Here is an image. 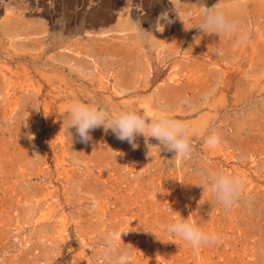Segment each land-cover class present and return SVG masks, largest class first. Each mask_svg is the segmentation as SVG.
I'll return each instance as SVG.
<instances>
[{
    "label": "rangeland",
    "instance_id": "1",
    "mask_svg": "<svg viewBox=\"0 0 264 264\" xmlns=\"http://www.w3.org/2000/svg\"><path fill=\"white\" fill-rule=\"evenodd\" d=\"M200 1L0 0V264H117L121 250L130 264H264V80L221 100L215 68L254 42L252 79L264 61V21L249 3L233 20L237 32L199 53L191 40L202 33ZM187 25L196 28L183 34ZM164 27L171 47L151 43L148 58L144 32L157 41ZM89 99L113 115L164 112L187 128L189 153L174 158L143 135L134 149L103 126L87 143L72 128V139L63 118ZM211 131L215 148L204 144ZM210 170L244 179L230 210L204 191ZM175 219L218 242L193 248L167 231Z\"/></svg>",
    "mask_w": 264,
    "mask_h": 264
},
{
    "label": "clouds",
    "instance_id": "2",
    "mask_svg": "<svg viewBox=\"0 0 264 264\" xmlns=\"http://www.w3.org/2000/svg\"><path fill=\"white\" fill-rule=\"evenodd\" d=\"M220 9L221 0H218V3L212 7L205 6L202 12V20L196 27L204 34H217L220 40H223L226 37H232L237 32L238 24L229 20ZM245 39L246 37H241L236 43L241 44ZM135 103L139 107L143 101L137 99ZM32 108L39 111L36 106ZM146 110L143 109V111ZM64 124H67L72 139L71 129L75 128L76 134L84 143L92 140L90 134L92 130L103 126L105 132L110 129L119 140L128 142L134 149L137 147L135 142L137 136L143 135L146 142L155 138L158 141L157 145H160L163 150L175 153L174 158L183 157L190 151L187 128L164 112L146 118L134 110L125 109L113 115L93 106L89 99L84 102H74L66 118H63ZM28 138L34 139V136L30 134ZM220 142V137L215 131L209 132L204 138V144L209 148H215ZM244 185V179L239 176H229L222 171L210 170L207 173V183L202 186L204 191L212 192L216 201L222 204L226 210H230L244 192ZM167 231L180 237L193 248L215 244L219 240L217 234L202 231L188 219H175L168 224ZM121 234L116 232L109 235L106 241L109 250L116 248L119 243L117 237ZM130 261L131 254L121 250L117 264H130Z\"/></svg>",
    "mask_w": 264,
    "mask_h": 264
},
{
    "label": "bare ground",
    "instance_id": "3",
    "mask_svg": "<svg viewBox=\"0 0 264 264\" xmlns=\"http://www.w3.org/2000/svg\"><path fill=\"white\" fill-rule=\"evenodd\" d=\"M216 1L217 0H203V1H200V4H196V8H195V26H197L201 22V20H202V12H203L204 7L205 6L206 7H209L208 5H211L210 7H212L216 3H218ZM249 3H252L253 4V9L254 10L253 9H251V10L254 11V13H253L254 14V18L257 21L260 20V19H263V21H264V0H224V1L221 2V9L220 10L225 14V16L229 20H232L233 21L234 19L241 18L242 15L245 14V12L248 10V8H250L249 7ZM235 22H236V20H235ZM128 24H129V22H128ZM238 26H240V25H238ZM139 27H140V25H139ZM195 28L196 27L189 28V26L187 25L185 31H183V34L189 33L190 29H195ZM165 30H166L165 27L164 28H160V36L157 38V41H155L154 36H152V37L149 36L148 37V35H147L148 33L147 32H144V35L142 36L143 37V39H142V48H143L144 54L148 58H149L148 55H150V44L151 43H154L153 44L154 45L153 47H156V46L157 47H160V48H163L164 46L171 47L172 43L171 42H167L164 39L165 35L168 33V31H165ZM174 35H175V37H174L175 40H177L180 37V36H178L177 33H175ZM181 37H180V39H181ZM215 37H219V35H217V34L207 35V34L201 33V35H199L198 38H196L195 40L192 38L191 41L195 45L194 48L196 49L197 52L204 53L205 54V52H208L209 49L212 50V41H213V38H215ZM219 41L223 45L225 40L224 39L223 40H220V37H219ZM250 43H251V47H252V48H250V49H252L251 52H249L250 49L248 50L245 46L244 47H240L237 50V53L235 55L234 54H230L228 56V59L225 62H222V61L215 62L216 63L215 64V68L218 69V70H220L222 72V79L220 81V87L218 88V91L220 93L219 98L221 100L224 99L225 94H226L227 91L233 90L234 88L239 91L241 89V87L245 86L246 84H249L250 85V88H256V87L261 86L263 84V80H264V61L262 62V67L259 66L260 68H257V69L254 70V74H253L254 77L252 79L251 78H247V75H246V73H247V71H246L247 65L250 62H252V61L255 60V58H256V51H257V47H256V45H254L255 43L254 42H250ZM201 58H202V56H201ZM162 62H164V61L162 60ZM161 65H163V64H161ZM196 66H198V65H196ZM191 73L193 74V72H191ZM145 74H147V71H146ZM172 74H173L174 77L172 76L170 78V81H172L173 83L178 82L179 81L178 78L175 77V75H174V74H177V72H172ZM143 77H144V75H143ZM148 81L149 80H147V79L145 80L146 83ZM206 81H207V79H206ZM216 84L217 83L215 81V83L213 84V86L214 87L217 86ZM217 101H218V99L215 101V103H217ZM207 102H209V100ZM143 109H147L144 112L146 114H148V116L155 115L154 112L149 107H143Z\"/></svg>",
    "mask_w": 264,
    "mask_h": 264
}]
</instances>
